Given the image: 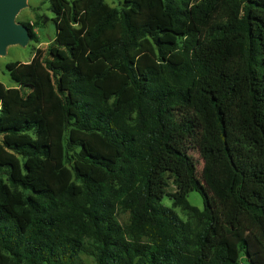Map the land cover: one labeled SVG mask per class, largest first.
<instances>
[{
    "label": "trees",
    "instance_id": "1",
    "mask_svg": "<svg viewBox=\"0 0 264 264\" xmlns=\"http://www.w3.org/2000/svg\"><path fill=\"white\" fill-rule=\"evenodd\" d=\"M46 1L0 82V264H264V0Z\"/></svg>",
    "mask_w": 264,
    "mask_h": 264
},
{
    "label": "rangeland",
    "instance_id": "2",
    "mask_svg": "<svg viewBox=\"0 0 264 264\" xmlns=\"http://www.w3.org/2000/svg\"><path fill=\"white\" fill-rule=\"evenodd\" d=\"M111 6L121 5L125 0H106ZM36 11L42 15L41 24L35 27V31L39 36V40L31 39L28 44L23 45L21 43L10 44L7 47L5 54H0V82L6 86H16L18 83L11 77L7 64L13 61H30L38 47L47 48L55 37V24L51 20L53 12L50 9V3L46 0H28V5L21 9L16 17L17 22L25 23L27 21L33 22L36 20ZM167 176H169L167 174ZM167 193L171 194L176 190V185L173 178H168ZM188 199L199 208L204 207V200L199 191L193 190L188 193ZM163 204L166 206H172V199L170 195L163 198ZM178 214L186 219V215L180 210L175 208ZM84 259L88 264H93L91 259L83 254Z\"/></svg>",
    "mask_w": 264,
    "mask_h": 264
},
{
    "label": "water",
    "instance_id": "3",
    "mask_svg": "<svg viewBox=\"0 0 264 264\" xmlns=\"http://www.w3.org/2000/svg\"><path fill=\"white\" fill-rule=\"evenodd\" d=\"M27 5L28 0H0V54H5L10 44L26 45L31 40L28 26L16 21Z\"/></svg>",
    "mask_w": 264,
    "mask_h": 264
}]
</instances>
